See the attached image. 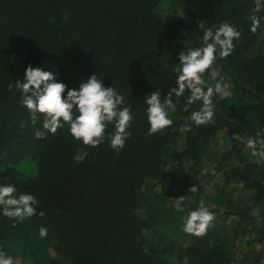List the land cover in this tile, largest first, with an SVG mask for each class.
Here are the masks:
<instances>
[{
    "label": "trees",
    "instance_id": "trees-1",
    "mask_svg": "<svg viewBox=\"0 0 264 264\" xmlns=\"http://www.w3.org/2000/svg\"><path fill=\"white\" fill-rule=\"evenodd\" d=\"M254 6V0H0V184L39 201L37 215L23 223L0 209V250L16 264H238L240 240L255 234L263 244L264 162H253L242 146L243 137L264 129V11L253 35ZM225 21L242 36L215 64L232 91L214 98L215 123L179 132L200 107L183 110L186 92L169 110L177 130L147 135L144 97L157 90L163 99L176 86L180 52L202 46L204 31ZM28 65L53 72L67 85L65 98L92 74L114 87L133 113L124 149L110 147L112 124L96 148L75 140L67 125L37 139L43 118L31 123L15 88ZM220 135L230 150L214 161L222 180L204 201L216 220L204 237L181 243L176 199L185 197L186 206L196 185L194 203L178 218L199 207L202 172ZM239 185L249 200L233 197ZM42 226L46 238L39 236ZM252 256L261 262L264 254Z\"/></svg>",
    "mask_w": 264,
    "mask_h": 264
},
{
    "label": "clouds",
    "instance_id": "clouds-1",
    "mask_svg": "<svg viewBox=\"0 0 264 264\" xmlns=\"http://www.w3.org/2000/svg\"><path fill=\"white\" fill-rule=\"evenodd\" d=\"M254 5L250 17V32L253 35L261 29L262 17L257 13L264 11V0H254ZM213 27L215 31L211 28L204 31L202 46L180 52L176 86L172 87L163 99L157 90L144 97L149 124L147 135L164 133L168 129L177 130L173 127L174 121L170 118L169 110H176L180 98L184 97L186 92L189 95L183 110L188 112L198 103L200 107L191 111L190 122L181 124L179 132H191L193 124L200 127L215 123L214 98L224 100L231 95L230 85L223 82L222 78L217 79L215 64L218 58L226 59L233 53L234 41L241 38L242 32L227 21ZM206 74L210 80L215 81L214 84L206 81ZM15 88L21 91V104L28 110L31 123L35 125L41 117L43 118L42 127L45 131L37 130V139H44L47 133L55 135L67 125L75 140L87 147L96 148L105 140L107 126L112 124L115 130L110 137V147L119 154L126 141L131 138L132 133L128 131L133 120L131 107L114 87H105L102 79L96 74L83 80L78 90H67L65 98L67 85L58 82L53 72L28 65L23 80L16 81ZM8 89L12 91L13 84H9ZM173 97L176 98L175 101ZM246 148L253 157L264 159V129L247 140ZM189 191L195 193L198 188L194 185ZM17 192V188L11 183L0 184V209L4 217L23 223L37 215L39 201L33 194ZM185 199H176L174 207L177 212L185 211L182 207ZM39 215L44 217L45 213L41 211ZM215 220L216 213L201 201L198 208L189 211L182 218V231L190 236L202 238L213 227ZM47 235L48 229L42 226L39 236L46 238ZM0 264H16V261L0 250Z\"/></svg>",
    "mask_w": 264,
    "mask_h": 264
},
{
    "label": "rangeland",
    "instance_id": "rangeland-1",
    "mask_svg": "<svg viewBox=\"0 0 264 264\" xmlns=\"http://www.w3.org/2000/svg\"><path fill=\"white\" fill-rule=\"evenodd\" d=\"M185 19L187 20V22L190 21L187 18H185ZM197 47H200V46H197ZM217 72H218L217 79L222 78L223 82L228 83L230 85V83L228 82V80L226 78L221 77L218 69H217ZM229 90L231 91V87ZM242 139H243L242 146L246 150L245 152L250 151L249 149L246 148V142H247L248 138L243 137ZM229 150H230V145L226 141L225 137H222V135H220V136L213 139V142L211 144V153L209 156L211 161L207 160L206 168L202 172L201 180H202V186H203L204 191H203V195L199 199L200 203H201V201L204 203V201L207 197L212 196L211 193L213 192L214 187L222 180V174L215 171L216 164L214 163V161H220L221 160L220 158H222V155L226 154ZM244 155H247V153H244ZM250 157H251L250 159L253 162L254 161L264 162V159H259L257 157H253L252 155H250ZM234 163H236V162H234ZM197 193H198V191L195 193L189 194L190 201L188 202V204H186V206H182V207H184L185 211L191 208L192 204L194 203L195 196L197 195ZM246 194L248 195V191H244V190L242 191V187L239 185L236 187V191H235V193H233V197L234 198L240 197V198H243L244 200H249L248 198H246V197H248V196H246ZM204 205H205V203H204ZM259 208H261L259 205L254 207L253 213L255 216L258 215V211H259L258 209ZM179 216H180V213L176 211V213H175V218L177 219L176 222H179V224H180L182 222V218L181 217L178 218ZM185 216H186V214H185ZM226 223L228 224V223H230V221H227ZM181 231H182V227H181ZM253 235L255 236V234H252L251 236H247L244 240H240L238 242L237 251H236L237 252L236 258H237L238 264H262V262H264V256H263V260L261 262H255V258L252 256L254 250L262 251L264 254V243L260 244V243L256 242L254 240L255 237ZM176 236H177L178 240L184 244L190 243L189 240L191 238L197 239V237L185 234L183 231H182V233H178V234L176 233Z\"/></svg>",
    "mask_w": 264,
    "mask_h": 264
}]
</instances>
